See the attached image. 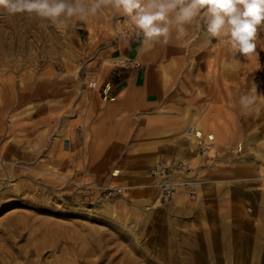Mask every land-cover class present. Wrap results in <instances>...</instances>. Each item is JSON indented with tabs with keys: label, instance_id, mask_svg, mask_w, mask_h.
I'll use <instances>...</instances> for the list:
<instances>
[{
	"label": "rangeland",
	"instance_id": "obj_1",
	"mask_svg": "<svg viewBox=\"0 0 264 264\" xmlns=\"http://www.w3.org/2000/svg\"><path fill=\"white\" fill-rule=\"evenodd\" d=\"M129 24L110 5L85 20L55 22L0 8V249L8 250L0 264L257 262L241 245L264 206L231 188L264 195V172L254 170L264 163L256 158L264 156V25L255 53L244 58L210 39L196 18L184 25L177 52L122 81L111 99L102 93L110 71L139 66L137 58H118L128 47L119 29ZM170 34L177 38L175 26ZM244 94L257 96L252 109L241 107ZM205 112L220 117L225 147L212 162L186 160L204 185L178 205L172 194L152 206L158 191L146 185L150 160L158 153L179 159L185 129ZM112 185L127 190L105 197L102 188ZM17 221L21 232L5 239V225L15 229ZM198 228L237 244L201 259L192 234ZM44 241L53 245L40 256L25 253Z\"/></svg>",
	"mask_w": 264,
	"mask_h": 264
},
{
	"label": "clouds",
	"instance_id": "obj_2",
	"mask_svg": "<svg viewBox=\"0 0 264 264\" xmlns=\"http://www.w3.org/2000/svg\"><path fill=\"white\" fill-rule=\"evenodd\" d=\"M108 5L122 10L149 46L161 38L167 44L173 26L177 38L183 37L184 25L199 18L210 39L249 58L257 47V29L264 25V0H0V8L9 15L35 14L53 22L61 17L85 20ZM239 103L245 110L252 109L257 96L241 95ZM256 158L264 156L256 153Z\"/></svg>",
	"mask_w": 264,
	"mask_h": 264
},
{
	"label": "bare ground",
	"instance_id": "obj_3",
	"mask_svg": "<svg viewBox=\"0 0 264 264\" xmlns=\"http://www.w3.org/2000/svg\"><path fill=\"white\" fill-rule=\"evenodd\" d=\"M118 58L121 59L120 61H128L129 60L130 62H133V60L131 61V59L129 57H127L126 55H124V54H121ZM113 63H116V62L113 60ZM88 86L91 87V84H89ZM95 86H96V81H95L94 86L92 87V90L95 88ZM220 123H222L220 117L219 116H215L212 112L201 113V115H199V117H197V121L193 125H189L186 128L188 130L191 129L192 130L191 131L192 134L190 136V139L188 137L186 138V144H185V146L183 145L182 149L180 150L181 154L179 156V159H182V160L186 161L187 159H194V158H197L196 156H199L201 158V160L203 158H206V160H208V162H212L209 157L214 154V150L217 149V148L223 149L225 147L224 146L225 145L224 144L225 133H224V130L221 127H219ZM186 129H185V134H187L186 133L187 132ZM202 130L206 131L205 135L202 134ZM201 139L204 140L203 146L204 147L208 146V149L205 150L204 155H200L197 152L198 141L201 140ZM209 139H211V141H212L211 143H210ZM183 141H185V138H183ZM166 144H167V148L171 149V147H172L171 140H167ZM155 149L159 151L160 150V145H157ZM231 149H233V148L231 147ZM159 157H162V158H164L166 160H169V154L158 153V155H156V157H154L152 160H150V163H154L155 162L154 160L158 159ZM156 161H159V160H156ZM230 162H231V164L242 163L243 159L241 157L239 159H233ZM262 166H264V163L259 164V167L255 168L254 170H256L258 173H262V172H264L261 169ZM2 167H3V165H2ZM6 171H7V169H6ZM146 177H147V180H148V184H146V185H148L150 187V191L153 193V191L155 189L154 182H153L152 178L149 176V174H147ZM177 178H180V177L178 176ZM231 179L238 181L239 179H242V177L240 178V177H235L234 176ZM202 184L204 185V183H202ZM196 185H197L196 187L199 188L201 183H198ZM203 185H201V186H203ZM259 188L260 187H258V189ZM196 191H197V189H196ZM180 192H182V194L184 196ZM231 192L237 193V194H243L247 198L255 200L257 202V204H260V205L264 206V195L260 194V192H252V191L245 192V191L237 189V188H231ZM196 195H197V192H196ZM186 198H187V195L181 189H177L173 193V200H174L176 205H178V204L182 203L183 201H185ZM150 203H151L152 206H156L159 203V198H155L154 200L150 201ZM83 209H85V208L83 207ZM247 210L248 209H246V212H244L243 216L248 215ZM15 224H16V225H14L15 229H12L11 225H5V228L3 227L4 231L2 232V235L5 237V239H9V240L15 241L16 235H18L19 232H21V227H22L21 225H19L20 224L19 222L15 223ZM198 229L199 230H197V231H193L192 234L196 238V243H194L195 252H197V256H199L201 259L205 258L206 256L208 257V252L209 253L211 252L210 254H213L214 252H217V251L224 252L225 250L227 251V249L232 248V246H236V245H234L235 242H236L234 239L232 240L233 243L230 242V243L224 244L225 243V241H223L224 240L223 239L224 238V234L222 232L220 234L215 233V232H212V233L209 232L208 233L206 231L204 232L203 229H200V228H198ZM249 231H251V233L249 235H245L243 237V242H242V245H241L242 249L244 250L245 255H247V256L251 257V259L257 261L256 262L257 264H264V241H261L260 243H258V240H261V238H262V240H264V218H262V221H261L260 225H257L254 228H251V230H249ZM241 234H242V232H241ZM45 238H46V236H45ZM202 240H205V241L203 242ZM4 242H6V241H4ZM48 243H50V241ZM48 243H46L45 241H44V243H42V242L41 243H37V244H35L33 246V250H32V248L30 250L27 249L25 251V253H27L29 251H32L34 253V255H36L38 257L44 252L45 249H47L48 247L53 245L52 242H51V245L48 244ZM236 244H237V242H236ZM18 249H20V247ZM82 250H83V246H81V248L78 249V251L83 252ZM6 251L8 252V250H6ZM78 251H77V253H78ZM4 253H5V249H3V248L0 249V255L2 254V256H3ZM18 253H20V252H18ZM13 254L15 255V252ZM74 255H77V254L74 253ZM18 256H20V255L18 254ZM15 257L16 256H14L13 258H15ZM74 257H76V256H74ZM207 260H206V263H208ZM38 261L29 260V264H39ZM215 261H219V260H215ZM235 262H236V260H235ZM9 263L11 264V262H9Z\"/></svg>",
	"mask_w": 264,
	"mask_h": 264
},
{
	"label": "built area",
	"instance_id": "obj_4",
	"mask_svg": "<svg viewBox=\"0 0 264 264\" xmlns=\"http://www.w3.org/2000/svg\"><path fill=\"white\" fill-rule=\"evenodd\" d=\"M119 30L121 35L127 37L128 39L139 37L138 35H136L134 24H129L127 29L121 28ZM122 62L127 64L133 63L129 60ZM95 81H97V76L92 75L88 85L91 84V87H93ZM108 90V86L104 87V89L102 90V93L105 97L109 96ZM186 130V136L190 139L192 130ZM209 140L211 143V139ZM203 142V139L198 141V149L200 150L202 155H204L205 150L208 149V146H203ZM148 174L153 179L156 190L158 191L157 194L159 199L169 198L177 189H181L187 196L191 198H194L196 196V184H198L197 173L195 174V168L192 167L187 161H184L182 159H176L174 161H155L150 165ZM178 176L180 178H177ZM126 190L127 187L112 185L103 187L102 193L105 197H112L114 195L123 194Z\"/></svg>",
	"mask_w": 264,
	"mask_h": 264
},
{
	"label": "crops",
	"instance_id": "obj_5",
	"mask_svg": "<svg viewBox=\"0 0 264 264\" xmlns=\"http://www.w3.org/2000/svg\"><path fill=\"white\" fill-rule=\"evenodd\" d=\"M178 42L179 39L172 34H170L167 44L163 43V38H161L160 41L153 42L150 44V46L144 45L142 43V37L125 39L124 43L128 44V47L125 50L126 56L130 58H137L140 67L135 66V68L131 67L130 69L115 68V70L110 71V74L106 79V81L109 83V87L114 90L113 92H109L110 98H114V93L116 90H118V87L121 85L122 81L127 80L130 77L136 78L138 72H144L146 70V66H150V64L152 65V63L156 64L159 59L164 57V55H171L172 53L177 52V49L180 47ZM112 61L113 60L110 62L112 63ZM100 94L101 92H98L99 96H101ZM195 122L196 121H193L191 124H194ZM169 159L171 158L169 157Z\"/></svg>",
	"mask_w": 264,
	"mask_h": 264
}]
</instances>
